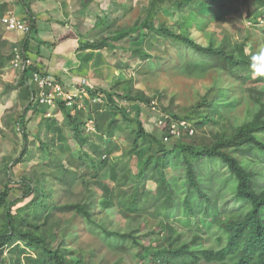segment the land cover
<instances>
[{
	"label": "trees",
	"instance_id": "1",
	"mask_svg": "<svg viewBox=\"0 0 264 264\" xmlns=\"http://www.w3.org/2000/svg\"><path fill=\"white\" fill-rule=\"evenodd\" d=\"M196 2L147 0L142 19L130 26L108 27L106 35L96 41L82 38L78 50L131 52V57L148 62L137 69L138 75H148L162 68L161 60L169 58V65L178 66L185 59L180 52L170 55L167 48L163 55H154L148 49L160 50L155 49L156 44L166 42L186 48L201 60L188 61L187 70H194L193 66L217 70L242 88L253 102L254 111L240 125L227 128L226 120L222 122L221 106L227 104L228 93L213 86L181 117L170 108L158 109L157 114L167 115V127L158 128L160 135H156L143 126L139 105H151L154 97L134 89L133 78L126 77L114 80L105 89L78 83L76 88L85 92L83 106L72 104L69 108L58 98L55 107L63 113L59 122L52 114L46 116L52 109L47 105L38 103L37 109H32L33 98L40 90L33 76L44 72L29 61L17 81L6 83L3 90H18L16 103L6 109L4 116L8 123L17 125L23 140L21 157L15 162L33 163L20 178L22 195L15 202L7 200L8 184L0 190V209H5L0 229V264H84L82 256L76 260L68 257L72 251L66 248L65 237L74 228L73 220L82 221L85 227L98 226L108 246H112V240L129 241L141 249L148 264H264V58L253 49L246 51L247 38L233 44L228 37L218 43L211 40L206 46L196 42L191 37L193 27L202 30L216 16L237 11L240 0H204L207 11L194 7ZM21 3L32 32L35 20L29 2ZM260 3L264 5V0ZM169 6L175 13L173 23L159 21V13ZM96 23L102 25L104 21L99 18ZM67 36L48 44L55 45ZM128 38L141 39L143 45L123 44ZM28 44L26 36L19 45L26 58ZM5 45L0 34V70L14 57L12 51L1 54ZM116 67L123 69L127 64L117 60ZM54 79L63 83L61 76ZM212 92L214 97L209 98ZM40 108L44 113L32 134L27 125L35 119L27 115L30 111L38 114ZM188 120H196L197 129L218 126L211 129L213 139L206 144L187 139L168 145L163 138L169 134V125ZM189 129L181 126L182 134L175 138L191 135L193 128L191 134ZM47 134L50 139L45 137ZM105 138L109 141L105 142ZM70 141L80 148L79 154L73 151ZM87 144L90 151L82 150ZM114 150L121 151V159L112 158ZM132 159L134 166L130 164ZM218 163L227 168L228 178L211 172ZM98 174L106 180L104 184L96 179ZM179 174L184 175L182 181L178 180ZM95 180L102 186L100 194L90 186ZM147 182L155 185L154 190L147 188ZM213 182L217 187L229 182L235 200L243 205L221 212L212 200L218 194L210 191ZM78 185L81 190L76 192ZM24 198L29 199L12 212V205ZM112 205L130 217L141 215L146 224L153 219L155 226H160L162 240L143 245L135 230L108 229L96 220V214ZM175 223L191 230L189 240L183 239ZM201 229L205 233H199Z\"/></svg>",
	"mask_w": 264,
	"mask_h": 264
},
{
	"label": "rangeland",
	"instance_id": "2",
	"mask_svg": "<svg viewBox=\"0 0 264 264\" xmlns=\"http://www.w3.org/2000/svg\"><path fill=\"white\" fill-rule=\"evenodd\" d=\"M225 1L227 2V0ZM260 2L261 0H240L237 11L227 14L222 13L216 16L214 19L208 21L202 30L193 27L191 29V37L204 46L208 45L211 40H214L216 43L224 41L226 37H228L231 44L239 43L247 38L246 51L253 49L258 57L264 58V5ZM146 4L147 0H82V31L84 33L82 37L86 40L96 41L106 35L108 27L116 29L133 25L136 21L144 17ZM194 7L199 11L208 10L204 0H198V2L194 4ZM99 18L104 21L102 25L96 23ZM174 19L175 13L171 6L162 10L158 15L159 21L173 23ZM122 43L128 46H138L141 44L143 45V40H131L128 38ZM119 44L120 43H116V45ZM157 48L160 50L148 49V51L154 55H163V49L167 48L171 53L170 55L175 54V51L180 52L179 54H184L185 59L178 66L174 65V63H170L169 65V58L165 59V61L161 60L162 68L160 70H154L148 75H138L137 69L142 67V65L147 66L148 62L146 60L142 61L138 58L131 57V52H122L121 50L113 52L109 49L97 51L95 53L92 51L87 58L85 57V61L88 60V63L94 62L95 66L100 68H97L95 72L93 71V73H91L92 80H90L88 75L82 72V82L80 79H75L73 81L63 79L62 85L65 86L67 92L70 91L75 94L72 99V104H77L78 107H82V99L85 97V92H83L84 89H82V93L73 89L78 83L85 85V83L89 81L87 85L90 87L93 86L105 89L116 79L132 77L134 89L143 92L147 97H154L150 103L151 105H146L144 103L139 105L141 110L140 119L143 126L147 131L155 133L156 135H160L159 129L155 126V117L158 109L161 111L162 107L170 108L181 117L213 86L223 88L224 91L227 90V104L224 102L221 106V111L224 115L222 122L226 120L227 128L240 125V123L246 120L254 111L253 102L249 100L246 94H243L242 88L237 86L230 78L214 69L201 70L194 66L192 67L194 70H187L185 68L188 61L193 63L201 61L197 57L196 52L189 51L186 48L171 43L167 44V42L163 44L157 43L155 49ZM117 60L127 64V67L118 69L116 67ZM173 61H175V58ZM83 63L84 62H82V64ZM5 84L6 83H2L1 85L3 90ZM3 90L2 94L1 92L0 94L1 97L4 96L6 108L2 115V124L4 128H0V190L4 188L5 184H8L10 191L7 200L15 202V200L22 195L20 178L24 173L30 171V165L33 162H15L21 157L20 153L23 147V140L17 125L10 124L8 120H4L6 109L13 107L15 104V92L11 93L13 88H10L6 92ZM236 95L238 96L239 102L237 101ZM211 97H214V92L209 94V98ZM125 103L127 104L126 101ZM37 104L38 103L34 101L32 109H37ZM67 106L69 108L71 107L70 105ZM127 110L130 114L133 113L130 107ZM50 112L59 122L63 120V113L56 107L50 109ZM43 113V108L38 114H33L32 111L28 112L27 117L35 119L27 125L32 134L36 131L37 120ZM195 122L196 120L186 121V123L193 128V133L191 135H183L181 138L170 139L168 145L173 144L177 140L187 139L193 140L197 144L209 143L213 139V132H211V129L216 130L218 126H213V128L207 126L203 129H197L194 127ZM89 128L91 129V127ZM41 134L44 135V132ZM45 137L48 139L51 138L49 134L45 135ZM29 140L33 141L32 136H29ZM104 140L108 142L109 138H105ZM70 146L76 154H79L80 148L75 142L70 141ZM83 149L90 151L89 144L83 146L82 150ZM40 158L43 159L44 155H40ZM112 158L114 160L121 159V151L114 150ZM134 161V159L131 160V166H134ZM205 169L206 167L203 168V171H205ZM211 172L217 173L222 179L229 177V171L220 163L212 167ZM177 177L179 181H182L184 175L179 174ZM96 179H99L102 184L106 182L104 177L100 174H98ZM90 186L95 193L100 194L102 192V186L98 184L96 180L95 182L93 181ZM146 186L148 189L154 190L155 188L152 182H147ZM221 186L217 187V184L213 182L212 188L210 189L211 193L213 191H218V194L212 196V200L216 201V206L221 212L236 210L243 205V203L235 200L229 182L223 187ZM74 190L76 192L80 191L81 185H78ZM28 199L29 198H24L14 203L11 207L12 212H15L18 207L24 205ZM66 215L63 217L67 218L68 216ZM4 216L5 209L3 208L0 209V229ZM96 220L105 224L108 229L121 232L137 231L136 233L139 236L138 241L143 245H149L157 239L159 241L162 240V236L158 233V231H160V226H155L156 222L153 219L149 220V224H146L141 215L130 217L129 215L122 214L115 205L96 214ZM195 225L196 224L193 223L194 229ZM72 226L74 228L68 231L65 237V243L67 245L66 248L72 251V254H69L68 257L73 260L82 256L84 258V264H117L118 262L119 264H148L149 262L143 257L141 249L130 245L129 241L122 242L112 240V246L106 245L102 239V232L98 226L86 225L85 227L82 221L77 220H73ZM175 226L179 231L183 232L184 240L190 239V229L177 223H175ZM199 233L205 232L201 229ZM201 264L208 263L202 262Z\"/></svg>",
	"mask_w": 264,
	"mask_h": 264
},
{
	"label": "crops",
	"instance_id": "3",
	"mask_svg": "<svg viewBox=\"0 0 264 264\" xmlns=\"http://www.w3.org/2000/svg\"><path fill=\"white\" fill-rule=\"evenodd\" d=\"M21 1L22 0H0V14L2 12L3 16L4 14L11 13L17 18L29 23L27 10ZM27 1L29 2V7L35 20L33 30L30 34L10 31L5 29L0 21L1 39L6 43L5 47L1 49V54L7 55L11 51L14 52L15 48L20 47L21 41L27 36L29 39L27 50L28 60L34 63L43 72L48 73L52 77L61 76L63 79H69L71 81L80 79L81 82L83 72L92 80L91 73H93V71L95 72L98 67L95 66L94 62L88 63V60L85 61V57L87 58L92 51H94V53L97 51L78 50L79 44L82 43V38H84L82 37V34H84L82 31V0ZM66 34L68 35L67 38L60 40L57 44H48L52 43L56 38ZM82 62L85 64H82ZM16 69L17 68L12 66L10 61L0 70L1 94L3 90L1 87L2 83L16 82L20 73V71ZM87 82L89 83V81ZM12 92H15V99L17 100L18 90L13 89L11 93ZM1 94L0 128H4L2 124V115L6 107L4 96L1 97Z\"/></svg>",
	"mask_w": 264,
	"mask_h": 264
},
{
	"label": "built area",
	"instance_id": "4",
	"mask_svg": "<svg viewBox=\"0 0 264 264\" xmlns=\"http://www.w3.org/2000/svg\"><path fill=\"white\" fill-rule=\"evenodd\" d=\"M1 23L5 27V29L10 31H19L23 34H28L30 32V24L25 20L17 18L15 15L11 13L4 14L1 19ZM29 60L26 58L22 52L20 47L15 48L14 57L11 60V64L14 68H17L20 73L24 69L25 65L28 64ZM34 82H36L40 88L38 94L33 99L36 103L47 105L48 107H55L56 100L58 98L65 101L66 105L72 106V99L75 96L72 92H67V89L63 87V85L56 81L54 77L49 75L48 73H34L33 76ZM89 83H85L86 86ZM48 89V90H47ZM77 90L79 93H82V89L73 88ZM51 113L48 111L46 116H49ZM167 115L159 113L155 117V126L159 129H164L167 127L166 123ZM183 126L184 129L190 127L186 121H175L169 125L168 135L164 136L165 141H169L171 138L178 137L180 133V127ZM189 133H192V128L190 127Z\"/></svg>",
	"mask_w": 264,
	"mask_h": 264
}]
</instances>
